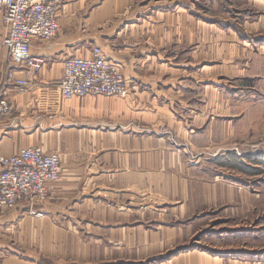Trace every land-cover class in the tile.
<instances>
[{
  "label": "crops",
  "instance_id": "crops-1",
  "mask_svg": "<svg viewBox=\"0 0 264 264\" xmlns=\"http://www.w3.org/2000/svg\"><path fill=\"white\" fill-rule=\"evenodd\" d=\"M163 1L64 0L56 37L31 43L44 63L29 87L6 89L11 113L0 119V156L25 147L56 153L60 174L44 218L26 205L0 210V264H241L180 227L209 206L215 187L193 182L197 163L171 145L173 137L193 148L200 136L191 68L204 26ZM5 35L0 12V91L11 70ZM93 47L122 73L127 95L62 102L64 59L90 58Z\"/></svg>",
  "mask_w": 264,
  "mask_h": 264
},
{
  "label": "rangeland",
  "instance_id": "rangeland-1",
  "mask_svg": "<svg viewBox=\"0 0 264 264\" xmlns=\"http://www.w3.org/2000/svg\"><path fill=\"white\" fill-rule=\"evenodd\" d=\"M164 5L191 13L204 26L193 38L200 58L191 68L200 136L193 148L172 136L171 145L197 163L193 182L215 187L209 206L188 214L191 221L180 227L189 230L190 241L218 255L264 264V0H164ZM184 117L191 119L189 113ZM202 121L207 123L201 126ZM44 204L36 211L40 219Z\"/></svg>",
  "mask_w": 264,
  "mask_h": 264
},
{
  "label": "built area",
  "instance_id": "built-area-1",
  "mask_svg": "<svg viewBox=\"0 0 264 264\" xmlns=\"http://www.w3.org/2000/svg\"><path fill=\"white\" fill-rule=\"evenodd\" d=\"M64 0H0V12L6 28L2 45L8 52L10 71L5 74L0 91V119L11 113L6 89L21 91L34 83L43 60L30 54L33 41L48 42L59 31L57 12ZM14 69L23 74L15 76ZM62 102L84 97H117L127 95V84L119 69L106 60L98 47L91 57L70 56L63 61L62 76L57 85ZM52 119V116L48 117ZM60 174L56 153L46 154L36 147H25L9 156H0V210L13 211L26 205L29 215L48 199Z\"/></svg>",
  "mask_w": 264,
  "mask_h": 264
}]
</instances>
